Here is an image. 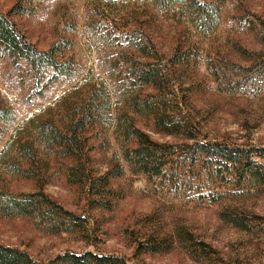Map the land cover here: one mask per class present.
<instances>
[{
    "label": "rangeland",
    "instance_id": "obj_1",
    "mask_svg": "<svg viewBox=\"0 0 264 264\" xmlns=\"http://www.w3.org/2000/svg\"><path fill=\"white\" fill-rule=\"evenodd\" d=\"M209 1L223 5L217 30L205 37L180 15L137 0H0V14L36 49L48 51L65 41L62 61H71L74 71L70 79L37 72L25 61L15 63L0 47V97L13 114L9 124L0 123V153L19 124L89 76L105 79L118 101L122 91L115 89L121 78L107 74L109 62L125 48L114 40L121 33L149 37L165 59L177 51L191 53L193 62L180 77L181 93L202 137L264 149V31L258 26V20L264 23V0ZM136 124L157 143H190L158 133L146 119L136 118ZM110 139L111 145L103 146L101 140L90 141L95 177L108 172L117 152ZM258 162L264 167V161ZM64 165L51 161L42 185L54 202L86 221L84 233L49 234L30 218L0 214V244L27 252L33 264L86 251L122 257L128 264H264V186L218 182L203 192L188 190V185L177 191L171 174L149 178L127 170L111 181V196L99 197L91 192L100 191L98 187L68 184ZM7 181L6 188L15 194L33 193L39 186L23 179ZM216 193L225 197L214 203ZM232 215L238 220L232 222ZM179 230H186L209 254L188 250L177 238ZM164 239L174 242L171 250H149Z\"/></svg>",
    "mask_w": 264,
    "mask_h": 264
},
{
    "label": "trees",
    "instance_id": "obj_2",
    "mask_svg": "<svg viewBox=\"0 0 264 264\" xmlns=\"http://www.w3.org/2000/svg\"><path fill=\"white\" fill-rule=\"evenodd\" d=\"M137 1L154 10L180 15L190 28L205 37L214 34L220 24L223 3L217 1ZM258 26L264 31V23L260 20ZM114 40L125 47L108 66L109 79L116 73L121 78L120 87L115 89L122 91L118 101H113L109 92L112 90L105 79L93 80L89 76L14 130L0 153V214L3 217L30 218L37 228L49 234L85 232L86 221L65 210L44 191V173L49 171L51 161L66 163L68 184L88 185L89 190L98 187L100 191L91 192L99 197L111 196V181L123 177L127 170L149 178L171 174V185L177 191L186 185L188 190L202 191L218 182L233 186L247 181L264 186V167L258 162L264 161V149L234 147L202 137L201 129L189 112V100L181 93L180 77L193 62L191 53L177 51L173 57L165 59L149 37H138L136 33H121ZM0 47L15 63L25 61L37 72L53 71L64 78L73 77V63L62 61L64 50L68 48L65 41L48 51H40L28 43L10 18L3 14H0ZM12 118V112L0 97V123L9 124ZM136 118L151 122L158 133L178 136L190 143H157L137 126ZM110 135L117 152L111 158L108 172L95 177L90 141L97 139L101 140L100 146L111 145ZM7 178L33 181L39 186L33 193L15 194L6 188ZM213 196L214 203L225 197L224 193ZM232 218V222L237 219L234 215ZM237 223L240 225L239 221ZM177 238L188 250L198 249L209 254L186 230H179ZM173 244L164 239L161 243L151 244L149 250L169 251ZM0 264H33V260L25 251L0 244ZM48 264L128 262L122 257L86 251L66 252Z\"/></svg>",
    "mask_w": 264,
    "mask_h": 264
}]
</instances>
